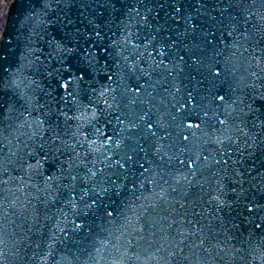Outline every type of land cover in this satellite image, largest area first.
<instances>
[{
	"label": "snow or ice",
	"instance_id": "1",
	"mask_svg": "<svg viewBox=\"0 0 264 264\" xmlns=\"http://www.w3.org/2000/svg\"><path fill=\"white\" fill-rule=\"evenodd\" d=\"M31 2L23 40L0 33V264H100L68 247L90 215L131 227L100 241L108 264H264V0ZM128 183L143 225L116 199ZM33 200L73 218L41 223Z\"/></svg>",
	"mask_w": 264,
	"mask_h": 264
},
{
	"label": "water",
	"instance_id": "2",
	"mask_svg": "<svg viewBox=\"0 0 264 264\" xmlns=\"http://www.w3.org/2000/svg\"><path fill=\"white\" fill-rule=\"evenodd\" d=\"M31 7H32L31 0H12L8 6L6 18H5V23L3 25L1 33H4L6 30L7 34H8V38L13 40V45L16 44V37L17 36H20L21 40H23L25 34L27 33V28L22 27V25L24 24L25 17L28 15V12L30 11ZM227 55H229V53L226 50L225 56H227ZM220 59L223 63L224 57H220ZM233 62H235V60ZM229 66H230V64H229ZM242 70L243 69H241V71ZM202 71H204L205 75H208L207 69H202ZM189 72H191V75L196 78L195 80L184 78L185 76H187V74ZM237 75H239V73H237ZM181 79L183 80L184 85H187L188 88L193 90V94L197 96V99H200L201 96H208L209 99L204 100L203 103H210V94L206 91L205 86L196 84V80L202 79V77L200 76V74L198 72H196L193 69H185V73L181 76ZM209 79H211V78L209 77ZM227 79H228V81H231L232 77L228 76ZM179 82L180 81H177V83H179ZM205 83L208 84V81H205ZM216 83H217V85H220V81H216ZM208 87H211V84H208ZM221 87L226 90L227 84H224ZM197 89H199V91H197ZM215 90L216 89H213V92ZM139 107H143L147 110L148 106L147 105H140ZM138 110H139V108H138ZM152 112H153L152 119L155 120L156 119L155 109H153ZM170 131H173V136H175L178 130L170 129ZM197 132L199 134V130H197ZM165 143H167V142H165ZM190 147H191V145H190ZM173 166L176 168L181 167L175 161H173ZM48 168H49V166L47 164H45L44 171L47 172ZM53 171H54V169H53ZM40 182L42 184V179L40 180ZM9 187L15 188L16 185L10 184ZM130 188H131V184L128 183L127 188H125V190L121 193V198H116V199H117L118 203H119V200L122 198L124 199V204H129V203L134 202L133 207L122 208V211L125 212L127 217L131 218V220L133 221V226L136 225V221H137L138 216L140 217V224L143 225L145 216H155L156 213H153L151 210H148L147 213L143 212V210H141L139 208V204L144 203V201H142V200L137 201L135 199V196L130 191H128V189H130ZM189 193H190L189 197L185 200V203L188 206V208L191 209L192 205L190 202L192 199L196 198L198 196V194H200V190L198 187L192 188L189 190ZM3 195H6V194L3 192V187L0 186V198H2ZM17 195H21V194L17 193ZM32 195L33 196L37 195V193L35 192L34 189L32 190ZM136 195H139V193H136ZM173 195L176 197V199L181 198L180 193H175ZM206 199H207V196H205V200ZM33 205H35L39 209V212L41 215V223H44L43 218L45 215H50V216H53L57 219L63 220V216H61L60 212L58 211V208H63V211L68 214L69 219L73 218L72 212L67 207L66 203L60 204V202L57 201L56 205H48L46 207L44 204L40 203L39 201L33 200ZM203 207H207V205H203ZM196 210L200 211L201 209H200V207H197ZM181 211H183V210H181ZM160 214L161 215H168L169 213L161 212ZM172 215H175V214L172 213ZM189 216L191 217L190 211H189ZM13 219H16V218L13 217ZM30 219H31V217H30ZM86 219H87V224L90 225L93 229L92 233H88L87 229L79 232L78 235L76 236V240L78 242L77 243H70L68 245V247L71 248L75 252L77 249H82L85 247L91 248L92 245L95 244L96 247L102 248V254L105 256V259L101 260L100 264H108V259H110V257H108L107 252L103 251V247L100 244V241H104V245H106L108 247V251L114 252V249H112L111 244H109V241H111L112 243H115L116 242L115 236H119L120 233L123 232L124 237L120 241L121 243H123L125 238L131 237V235H132L131 227L128 226L126 221L123 219V217H120V216H117L116 217L117 222L115 224H111V225L107 224L106 222H102L101 220L97 219L95 216H91V215L88 216ZM17 223H19V220H17ZM48 223H49V225H51V221H49ZM102 224H103V227H101ZM70 227H71V225H69V228ZM158 227H159V225H158ZM177 227H180V225L177 224V225L173 226V229L171 230L173 235H175V228H177ZM104 228L110 229L112 234H109V232L104 231ZM43 230L45 232L48 231L47 228H45ZM144 235H148V228L147 227L145 228ZM39 239L40 238L38 236L33 237V240H36L37 242H39ZM45 239H47V237H45ZM71 239H72V237L69 236V240H71ZM134 243H135V241H134ZM42 247H43V245H42ZM39 251H41V249H36L34 245H33L32 249H29L30 254L32 252H39ZM22 260H23V256H21L19 259H13L11 261V264H22ZM144 261H145V257L141 256L140 260L128 261L127 264H144ZM31 264H42V261H40V259L37 258V260L32 261ZM150 264H155V261L150 262ZM217 264H220V262L217 261ZM228 264H231V261H228ZM238 264H239V262H238ZM256 264H259V262L257 261Z\"/></svg>",
	"mask_w": 264,
	"mask_h": 264
},
{
	"label": "rangeland",
	"instance_id": "3",
	"mask_svg": "<svg viewBox=\"0 0 264 264\" xmlns=\"http://www.w3.org/2000/svg\"><path fill=\"white\" fill-rule=\"evenodd\" d=\"M3 0H0V31L2 30V27H3V25H4V10H5V8H4V5H5V3L3 2Z\"/></svg>",
	"mask_w": 264,
	"mask_h": 264
},
{
	"label": "bare ground",
	"instance_id": "4",
	"mask_svg": "<svg viewBox=\"0 0 264 264\" xmlns=\"http://www.w3.org/2000/svg\"><path fill=\"white\" fill-rule=\"evenodd\" d=\"M12 0H3V2L5 3V5H4V8H5V10H4V23H5V18H6V13H7V9H8V6H9V4H10V2H11ZM2 2V3H3ZM1 19V18H0ZM3 28V27H2ZM0 33H1V31H0Z\"/></svg>",
	"mask_w": 264,
	"mask_h": 264
}]
</instances>
